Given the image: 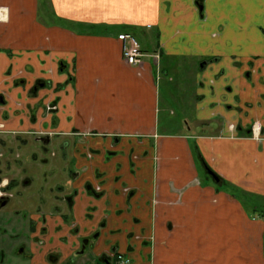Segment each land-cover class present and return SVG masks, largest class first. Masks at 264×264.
<instances>
[{
  "label": "crops",
  "instance_id": "1",
  "mask_svg": "<svg viewBox=\"0 0 264 264\" xmlns=\"http://www.w3.org/2000/svg\"><path fill=\"white\" fill-rule=\"evenodd\" d=\"M0 124V215L59 156L0 264H264V0H0Z\"/></svg>",
  "mask_w": 264,
  "mask_h": 264
},
{
  "label": "rangeland",
  "instance_id": "2",
  "mask_svg": "<svg viewBox=\"0 0 264 264\" xmlns=\"http://www.w3.org/2000/svg\"><path fill=\"white\" fill-rule=\"evenodd\" d=\"M162 105H166L167 103H161ZM169 104V103H168ZM184 107V112H186L187 115H192L194 113V103H175L171 108L174 112L177 114L181 113V107ZM170 120L169 123L166 121ZM179 120L178 118L174 117H164L163 116V122L164 124H168L166 128H169L170 131H178L180 129L179 123H176L174 121ZM256 125V126H255ZM0 126H3L2 124ZM255 128H258V132H255V134H252V138L259 140L260 139V130L258 124H254ZM164 128V126H161ZM2 130V129H0ZM21 148V147H20ZM34 147H25L21 148L18 152L21 154V159H18L17 162H15V171L19 170L21 172L20 176L26 175L28 178L32 180V184L23 190V187H19L12 191L14 195V199H12L11 203L6 207L4 210V214L0 215V239L3 240L2 244H8L12 239L15 242V235L18 233L17 229H23L25 224V218L28 216L27 214L31 212H36L39 208L40 211H44L46 208H43L41 205L42 200H40V196L43 197L44 202L47 201V197L49 196L48 193V186L45 184V182H49L51 184H58L59 177L57 174L52 176V174L47 170H50L51 166H46L43 164L42 158L47 159L51 165H54L53 162L59 159V156L56 155L55 158H51L50 154L52 152H57V148L49 147L48 151L46 152H40L38 150L32 151ZM31 153L35 154V157L37 158V161L33 159L34 156H31ZM56 167V166H55ZM56 169V168H55ZM59 172V170H58ZM11 174V173H10ZM52 176V177H51ZM57 182V183H56ZM41 187V188H40ZM23 190V192H22ZM41 190H43V193H41ZM55 191H57L55 189ZM46 195V196H45ZM50 197V196H49ZM25 198H28V201H24ZM55 205V204H54ZM16 212H20L17 216ZM15 226V227H14ZM3 228L7 229V232L4 235ZM15 229V230H13ZM13 230L11 233L10 231ZM23 232H21L20 235H22ZM4 235V236H2ZM12 235V236H11ZM22 237V236H21ZM19 238V240L21 239ZM77 256L76 261L72 262V260H67L66 262L59 263V264H81L80 261H82ZM14 264L11 258L8 257L6 260V264Z\"/></svg>",
  "mask_w": 264,
  "mask_h": 264
},
{
  "label": "built area",
  "instance_id": "3",
  "mask_svg": "<svg viewBox=\"0 0 264 264\" xmlns=\"http://www.w3.org/2000/svg\"><path fill=\"white\" fill-rule=\"evenodd\" d=\"M118 41L121 43V53L124 62L129 66H138L141 64L143 54L140 49L139 42L137 39L130 34H119L117 37ZM256 126V125H255ZM253 125L252 134L258 132ZM119 260H122L119 258ZM128 263V261H126ZM124 261L121 262L123 264Z\"/></svg>",
  "mask_w": 264,
  "mask_h": 264
},
{
  "label": "flooded vegetation",
  "instance_id": "4",
  "mask_svg": "<svg viewBox=\"0 0 264 264\" xmlns=\"http://www.w3.org/2000/svg\"><path fill=\"white\" fill-rule=\"evenodd\" d=\"M252 127L253 126H251V133H252ZM0 129H3V126H0ZM31 147H33V146H31ZM37 150L40 151V152H46V149L42 145H40V147L38 146V149ZM0 157H1V155H0ZM16 184H17V181L16 180H9L5 184H3V182H0V185H3L2 188H0V206L1 207H4L7 204V199H8V196H6L4 194V191L3 190L6 189V188H11V187L15 186ZM17 216H19V215H17ZM26 218H27V216H26ZM26 218H25V223H26V221H28V220H26ZM0 228H1V225H0ZM2 230L4 231V229H2ZM6 232H7V230H6ZM84 241L86 242L85 244H84ZM88 241H89L88 239H84L82 241V248L83 249L87 246ZM18 249L19 250H22L21 247H18ZM111 256H112L111 257L112 259H108V258H105L104 257L103 260H105V261L111 260V261H113V264H121L122 261H124L123 264H131V261L127 257H125L124 255H122L120 253L112 252V255ZM53 258H54L53 255H50L49 256V259L50 260L53 259ZM119 258H121L122 260H119ZM126 261H128V263Z\"/></svg>",
  "mask_w": 264,
  "mask_h": 264
},
{
  "label": "water",
  "instance_id": "5",
  "mask_svg": "<svg viewBox=\"0 0 264 264\" xmlns=\"http://www.w3.org/2000/svg\"><path fill=\"white\" fill-rule=\"evenodd\" d=\"M209 174L217 181L218 179L213 175V174H211V172H209ZM86 242L84 241V244H85Z\"/></svg>",
  "mask_w": 264,
  "mask_h": 264
},
{
  "label": "trees",
  "instance_id": "6",
  "mask_svg": "<svg viewBox=\"0 0 264 264\" xmlns=\"http://www.w3.org/2000/svg\"><path fill=\"white\" fill-rule=\"evenodd\" d=\"M203 165H204V167L207 169V171L208 172H211V171H209V169L205 166V164L203 163ZM211 174H212V172H211Z\"/></svg>",
  "mask_w": 264,
  "mask_h": 264
}]
</instances>
